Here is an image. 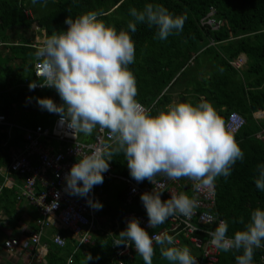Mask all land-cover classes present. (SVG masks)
Returning a JSON list of instances; mask_svg holds the SVG:
<instances>
[{
  "label": "trees",
  "instance_id": "obj_1",
  "mask_svg": "<svg viewBox=\"0 0 264 264\" xmlns=\"http://www.w3.org/2000/svg\"><path fill=\"white\" fill-rule=\"evenodd\" d=\"M147 3H159L174 16L186 17L183 30L163 41L155 38L156 29L149 28L147 24H137V30L131 32L127 28L129 21L133 19L129 9H142ZM210 8L215 11V18L221 22L215 32L199 28L197 24L207 15ZM29 11L33 13V18L27 15ZM89 11L96 12L98 19L117 31H129L136 46L135 62L129 65L137 82L136 99L152 115L166 110L168 105L173 104L171 95L181 89L177 97L179 101L182 98L183 102L194 105L207 101L214 106L222 119L225 120L230 112H235L245 120L244 126L234 135L244 152V159L236 162L229 177H218L214 188V214L218 219L228 222V235H234L244 227L240 223L241 219L247 222L253 210L257 207L264 209V191L257 189L254 182L258 175L257 166L264 164V117H253L257 113L264 114V0H37L36 3H33V0H0V43L7 44L5 34L8 31L15 34L9 47L10 57L0 60V64L6 66L7 63L15 62V69L18 70L15 80L11 79L9 83L0 75V90L15 86L9 94L13 104L18 101L17 113L24 110L25 105H21V102L27 101L37 93L35 90H29L27 85L33 81L39 83L33 73L35 49L32 48V36L30 39V36L19 35L17 30L24 28L23 30L30 34L32 31L43 32L46 38L53 33L66 31L68 26L64 21L70 15L75 19ZM239 56H244L245 62L241 69H234L231 63ZM45 91L51 92L52 97L56 93L52 90ZM8 106L0 109V116L4 117L5 123L10 124L16 113L10 108L5 109ZM32 112L33 110L30 113ZM42 122L28 119L24 128H47L53 124V116ZM259 133L262 140L256 138ZM91 137L92 134L84 135L82 141L88 143ZM22 147V135L17 130H13L7 138L6 129L0 126L1 166L6 165L10 156ZM111 147L108 150H111ZM112 158L109 161L112 174L134 181L123 153L115 154ZM140 183L145 186L149 181ZM181 183L189 185L185 178H181ZM109 184L113 190L109 188ZM97 187L102 189V195L96 198V201H104L106 204L102 202L103 207L97 212L104 217L105 222L104 226H101L102 230L99 229L95 234L94 244L82 246L74 251L75 248L67 239L65 247L56 248L50 242L49 236L54 233L63 236L65 234L50 227L42 233L46 237H41V242L48 246V255L42 264H67L68 259L71 260L68 264H87L86 256L89 254L92 259L88 264L115 262L111 245L125 229L121 224L116 228L115 222L120 223L126 212H138L139 209L137 205L127 207L124 202L125 187L122 184L117 188L113 180H104L93 188V191L99 193ZM107 189L109 195L106 196L104 190ZM13 191V188L8 187L0 191V216H4L3 220L0 218V228L4 224L15 226L25 214L27 234L24 232V235L38 233L37 209L17 202ZM138 201L140 200L136 198L135 202ZM96 224L100 225L101 222ZM157 231L158 228L153 230ZM174 234L169 235L179 241L180 247L188 245V240L182 234ZM3 244L1 243L0 250ZM63 251L66 257H61ZM191 253L196 257L198 264L203 262L200 251L193 249ZM239 254L241 253L235 250L222 251L215 264H236V256ZM261 259L264 260V248L255 249L253 264H261ZM121 260L123 264H144L142 257L134 252ZM153 264H169L161 257L158 245L155 246Z\"/></svg>",
  "mask_w": 264,
  "mask_h": 264
},
{
  "label": "clouds",
  "instance_id": "obj_2",
  "mask_svg": "<svg viewBox=\"0 0 264 264\" xmlns=\"http://www.w3.org/2000/svg\"><path fill=\"white\" fill-rule=\"evenodd\" d=\"M129 14L133 18L127 25L131 32L137 30V24H147L156 29L155 38L161 41L181 32L186 20L159 3H147L142 9L132 7ZM64 23L66 31L47 36L34 52L40 87L54 88L63 103L58 105L45 97L38 98V105L58 114L60 123L74 135H91L97 126L108 130L115 145L78 158L65 177L66 191L87 197L94 186L103 183L112 157L123 153L132 179L154 185L151 192L140 196L149 228L164 224L172 216L190 217L198 207L197 200L183 193H171L170 198L162 200L163 191L155 178H188L196 192L214 190L216 179L229 177L236 162L244 159L234 135L245 120L235 112L224 120L207 101L170 104L152 115L136 99L137 82L129 68L135 62L136 46L129 31H117L98 19L94 11L75 19L70 15ZM36 86V81L29 84L30 89ZM232 114L243 121L234 133L227 124ZM253 117L260 118L258 113ZM260 134L256 138L262 140ZM257 172L255 185L264 191V164L257 166ZM88 203L97 210L103 207L99 201L89 199ZM97 210L95 221L101 222L97 228L102 230L105 219ZM240 223L244 227L229 236L228 222L219 221L209 232L211 243L223 252L241 253L236 256V264H253L254 250L264 248V209L257 207L247 222L241 219ZM118 236L115 245L134 246L144 264H153L156 245L169 264H198L187 246H175V238L167 233L151 235L136 218L129 220ZM86 258L88 264L91 254Z\"/></svg>",
  "mask_w": 264,
  "mask_h": 264
},
{
  "label": "built area",
  "instance_id": "obj_3",
  "mask_svg": "<svg viewBox=\"0 0 264 264\" xmlns=\"http://www.w3.org/2000/svg\"><path fill=\"white\" fill-rule=\"evenodd\" d=\"M31 17V15L28 13ZM201 28L209 29L215 32L219 29L221 22L215 18V11L210 8L207 15L199 21ZM39 44L35 43L32 48L36 50ZM244 64V58L238 57L231 66L234 69H241ZM38 61L34 60L33 73L37 79ZM29 90L43 91L52 90L54 88L40 87V82L34 89ZM59 105L63 102L55 100ZM53 124L47 128L40 126L33 130L14 126L5 123L4 117L0 116V126L6 127L7 138L11 131L17 130L22 135L23 147L19 152L12 154L6 165H0V177L3 188H13L17 192L14 193L17 202L24 201L26 204L34 207L38 211L39 219L36 226L38 233H30L25 238L11 239L1 249L4 256L11 255L19 260L20 264H42L48 255V246L41 242V237H46L42 233L53 227L55 230L62 231L65 236L54 233L49 236L50 242L56 248H63L67 245L69 239L71 246L78 250L82 246L93 245L95 232L98 230L95 221V211L88 200L96 201L95 191L93 189L87 197L72 195L66 191V175L70 172L71 167L77 162L78 158L90 155L97 149H104L105 146H113V141L109 138V132L97 126L93 132L91 141L82 143L78 141V133L75 135L66 125L60 123V116L52 113ZM232 132L238 131L243 121L236 115H230L227 122ZM56 145L51 147L52 143ZM79 156L77 157V153ZM104 180H113L125 187L124 202L127 207L132 205L138 206V212H126L121 222H115V227L119 228V224L127 227V222L132 218L139 220L142 227L151 235L167 233L174 235L182 234L188 241L187 247L190 250L196 249L200 251L204 264H215L222 250L217 249L211 243L209 232L214 231L218 226L220 219L214 214L215 209V192L214 190H205L196 192L193 182L188 178L189 185L185 186L181 183V178L170 180L164 175H158L155 179L160 190L163 191L161 199L167 200L171 193L177 195L187 194L198 202V207L194 214L190 217L180 215L172 216L162 225H159L158 231L153 232L148 227V215L141 202L140 196L144 192H151L154 185L149 182L148 185L141 186L135 180H129L112 174V168L105 173ZM94 188V187H93ZM140 201L137 203L135 199ZM202 236L203 238H200ZM174 237V236H173ZM120 239L113 240L111 245L114 250V264H123V257L130 256L131 252L136 253L135 247H127L125 245H115ZM178 240H175V246H179ZM71 260H67V264ZM201 262V263H203ZM200 263V264H201ZM261 264L264 260L261 259Z\"/></svg>",
  "mask_w": 264,
  "mask_h": 264
},
{
  "label": "crops",
  "instance_id": "obj_4",
  "mask_svg": "<svg viewBox=\"0 0 264 264\" xmlns=\"http://www.w3.org/2000/svg\"><path fill=\"white\" fill-rule=\"evenodd\" d=\"M29 13H30V15L32 16V18H33V13L31 12V11H29ZM24 28H21V29H18L17 30V32L19 33V35L21 34V35H26V37H29L30 36V39H31V36H32V39H31V41L33 42V44H35V43H37V44H40V42H42L44 39H45V37H44V33L43 32H31V34H30V32H26L25 30H23ZM32 30V29H31ZM30 30V31H31ZM5 35H7V39H6V42H7V44H4L5 42H2V44L0 43V60H2V59H4V58H9L10 57V51H9V47H11L10 45V43H11V40L15 37V34L12 32V31H8L7 32V34H5ZM15 62H10V63H7V65L6 66H4V65H1L0 64V75H2L3 76V78L2 79H4L7 83H9L10 82V80L12 79H14L15 80V77H16V75L18 74V70H16L15 68ZM1 68H3V71L1 72ZM6 69H7V72H6ZM5 75V76H4ZM2 82H3V80H2ZM0 83H1V80H0ZM2 84V83H1ZM1 86V85H0ZM14 88H15V86H10V87H8L7 89H3V90H0V109H2V108H4L5 106H8V107H6L5 109H8V108H10V109H12V110H14L15 111V113H16V110H15V108H14V105H13V103H12V97L10 96V94L9 93H11V92H13V90H14ZM54 92H56V91H54ZM2 97H4L5 99H3ZM55 101V100H54ZM25 102H27V101H24L23 103L21 102V105H25V107H24V110H21V112H19V114L20 113H27V112H29V114H28V116L27 117H22V115H20V118L18 117V118H16V114L14 115V117H12L13 119H12V122L10 123V124H12V125H14V126H20V127H23L24 128V125L26 124V122L28 121V119L29 120H31V121H39V120H37V118L32 114V113H30L31 111H32V109L30 108V107H28L27 106V104L25 103ZM183 102V101H182ZM16 104L18 105V101H16ZM19 108V107H18ZM42 112V111H41ZM46 117V116H45ZM17 120V121H15V120ZM3 127V126H2ZM3 129H6V131L8 132V130H7V128H5V127H3ZM12 132V131H11ZM10 132V133H11ZM51 147H53V143L51 144ZM20 151V150H19ZM18 151V152H19ZM105 200V199H104ZM28 205V204H27ZM30 206V205H29ZM97 212H98V210H97ZM99 213V212H98ZM100 215V214H99ZM101 216V215H100ZM0 218H1V220H3L4 219V216H0ZM27 220V217L25 216V214L22 216V219L18 222V223H16V225L15 226H9V225H7V224H4L3 225V227L2 228H0V235L2 236V243H4L3 244V246L6 244V242L7 241H9V240H11V239H15V240H17V239H19V241L20 240H22L23 238H25L26 236L24 235V232H25V234H27L26 232H27V227H26V225L24 224V222ZM9 229L8 231V233H3L5 230L4 229ZM16 228L17 229H19V231L20 232H17L16 231ZM49 234V233H48ZM3 248V247H2ZM1 248V249H2ZM1 251V250H0ZM3 255V253L1 252L0 253V258H2L1 260H2V264H20L19 263V260L18 259H16V257L14 258V260L15 261H13L12 259H10L11 261H7L4 257H1ZM4 256V255H3ZM15 256V255H14ZM14 256H12L11 255V257H14ZM7 257V259H9V256H6Z\"/></svg>",
  "mask_w": 264,
  "mask_h": 264
},
{
  "label": "rangeland",
  "instance_id": "obj_5",
  "mask_svg": "<svg viewBox=\"0 0 264 264\" xmlns=\"http://www.w3.org/2000/svg\"><path fill=\"white\" fill-rule=\"evenodd\" d=\"M176 89H178V88H176ZM181 89H178V90H176L175 91V93H173L172 95H171V99H172V102H173V104H177L178 102L179 103H181L182 102V98H180V101L177 99V97L180 95V93L179 92H181L180 91ZM35 92H37L36 94H34V95H36V97L34 98V95L30 98V99H28L27 100V102H25L26 104H27V106L28 107H30L32 110H33V112H32V114L37 118V120H39L38 122L40 123V122H42V121H47L48 120V117H51L52 116V113H50L48 110H46V109H42L39 105H38V98H41L42 97V95L44 96V98L45 97H48V98H52L53 100H58V99H60V97H59V95H58V93L56 92L55 93V95L52 97V94H51V92H49V91H43V92H38V91H35ZM34 92V93H35ZM46 92V93H45ZM14 105V108H15V110L18 108V105L16 104V103H14L13 104ZM42 111V112H41ZM20 115H22V117H27L28 116V113H20L19 114V112L17 113V111H16V118H20ZM259 115V117L260 118H263L264 117V114H258ZM18 116V117H17ZM46 116V117H45ZM14 117V116H13ZM21 119V118H20ZM43 123V122H42ZM78 141L79 142H82V143H85V142H83L82 141V137L84 136V134L83 133H78ZM53 145L55 146L56 144L53 142ZM115 184H116V187L117 188H120L121 187V184H119V183H116L115 182ZM110 185V184H109ZM109 188H111V190H113V188H112V186L110 185V187ZM97 189L100 191L99 193H98V191H96L95 192V197L96 198H100L101 197V195H102V189L100 188V187H97ZM15 192H17L16 190H14ZM13 191V192H14ZM108 189L107 190H104V194L107 196V195H109L108 194ZM111 195H113V194H111ZM186 195H188L189 196V192L186 194ZM102 202H104V201H100V203H102ZM20 204H22L23 206H27V204L24 202V201H22ZM103 204V203H102ZM104 204H106V202H104ZM5 231L3 232V233H8L9 231V229L7 230L6 228L4 229ZM16 231L17 232H20L19 231V229H17L16 228ZM48 238V237H47ZM1 243H2V236L0 235V245H1ZM1 257H4L8 262L9 261H11L10 259H12L13 261H15L14 260V258H9V259H7V257L6 256H1ZM61 257H66V254H65V252L63 251V252H61ZM2 258H0V264H2L3 262H2V260H1ZM5 264V263H4Z\"/></svg>",
  "mask_w": 264,
  "mask_h": 264
}]
</instances>
